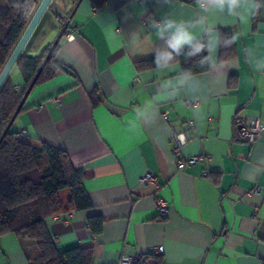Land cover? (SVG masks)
Wrapping results in <instances>:
<instances>
[{
  "label": "crops",
  "instance_id": "obj_1",
  "mask_svg": "<svg viewBox=\"0 0 264 264\" xmlns=\"http://www.w3.org/2000/svg\"><path fill=\"white\" fill-rule=\"evenodd\" d=\"M76 1L52 0L23 55L37 57L52 44L59 19H68ZM169 13L200 14L196 0L171 7L160 0H102L99 9L83 0L55 55L64 70L36 85L15 118L14 131L32 145L65 151L83 174L92 207L49 218L48 231L59 251L90 248L92 264H119L154 250L164 264H264V138L249 144L235 136L241 118L264 125V74L246 61L249 50L264 58V15L246 25L218 24L221 37L230 38L232 58L220 62L218 48L215 71L194 76L206 84L196 98L164 100L157 87L174 79L179 65L161 75L156 68L137 71L135 63L155 57L152 45L163 42L150 22ZM49 20L53 34L46 35ZM9 76L20 91L19 73ZM153 97L156 115L145 124L136 112ZM173 134L184 141V159L205 156L207 164L178 168ZM146 174L157 186L140 183ZM158 199L169 208L164 218ZM92 216L103 220L96 236L87 227ZM0 264L40 263L31 241L7 234L0 237Z\"/></svg>",
  "mask_w": 264,
  "mask_h": 264
},
{
  "label": "trees",
  "instance_id": "obj_2",
  "mask_svg": "<svg viewBox=\"0 0 264 264\" xmlns=\"http://www.w3.org/2000/svg\"><path fill=\"white\" fill-rule=\"evenodd\" d=\"M3 1L5 9L0 10V71L39 4V0ZM88 1L95 9H99L102 0ZM59 23L62 27L63 21L59 19ZM221 38L230 39L226 35ZM50 47L51 44L37 57L22 54L18 58L12 71L16 70L20 75V91L15 88L10 76L1 87L0 137ZM58 48L59 44L34 87L51 80L58 71L64 70L55 61ZM231 58L232 47L229 43L220 49V62ZM198 59L199 57L189 60L181 55L174 64H178L180 69H190L193 76L207 73L209 70L202 69L195 63ZM154 60L155 57L137 62L135 68L137 71L155 69ZM42 161L46 163L44 167ZM82 181V172L72 165L65 151L45 143L40 146L32 145L27 136L11 127L0 143V237L14 234L21 240L31 241L40 264H92L93 254L90 248L59 251L46 223L51 217L92 207ZM102 226L103 220L100 217L92 216L87 219V227L94 236L101 233ZM136 264L164 262L160 255L152 253L139 256Z\"/></svg>",
  "mask_w": 264,
  "mask_h": 264
},
{
  "label": "clouds",
  "instance_id": "obj_3",
  "mask_svg": "<svg viewBox=\"0 0 264 264\" xmlns=\"http://www.w3.org/2000/svg\"><path fill=\"white\" fill-rule=\"evenodd\" d=\"M160 2L171 7L175 0ZM196 4L200 14L190 19L175 18L169 13L159 21L151 20L152 35L163 42L161 46L152 45L151 48L155 52L157 74L174 70V61L181 55L189 60L199 57L195 63L200 68L215 71L218 61L214 52L231 43L228 39H221L217 25H246L264 15V0H196ZM132 38L142 39L139 34H134ZM137 47L140 45L137 44ZM205 52L207 55H202ZM246 61L264 74V58L257 57L254 51L249 50ZM205 87V82L194 78L190 69H180L174 79L162 80L157 87V95L164 100H176L181 94L196 98ZM155 115V97L136 112L137 118L145 124L151 123Z\"/></svg>",
  "mask_w": 264,
  "mask_h": 264
},
{
  "label": "built area",
  "instance_id": "obj_4",
  "mask_svg": "<svg viewBox=\"0 0 264 264\" xmlns=\"http://www.w3.org/2000/svg\"><path fill=\"white\" fill-rule=\"evenodd\" d=\"M148 21V18L146 19ZM60 99L53 98L51 101L56 103ZM238 126L235 129V136L238 140H243L249 144H252L256 142L257 140L264 138V125L260 122V120L256 118H241L238 120ZM172 142H173V148L172 153L175 159V165L182 169L187 166L194 165L197 162H202L204 165L207 164L208 158L205 156L200 157H188L187 159H184L181 155L180 147L184 143V141L181 139L180 135L173 134L172 136ZM208 172L205 170L203 172V177H208ZM140 183L143 186H157V179L151 175L146 174L144 175ZM260 188L255 189V193H259ZM156 209L158 212V216L160 218H164L168 212L169 208L167 206V203L164 200L158 199L156 201ZM52 220H57V216L52 217ZM160 250H154V254H159ZM139 259V256H128L121 259L119 264H136Z\"/></svg>",
  "mask_w": 264,
  "mask_h": 264
},
{
  "label": "water",
  "instance_id": "obj_5",
  "mask_svg": "<svg viewBox=\"0 0 264 264\" xmlns=\"http://www.w3.org/2000/svg\"><path fill=\"white\" fill-rule=\"evenodd\" d=\"M83 0H77V2L75 3L71 13L69 14L68 19L63 23L59 34L57 35L56 39L54 40V42L51 44V47L48 51V53L46 54L39 70L37 71L34 79L32 80L30 86L28 87V89L26 90V92L24 93L19 105L17 106L14 114L12 115L8 125L6 126V128L4 129L1 137H0V143L2 142L3 138L5 137L6 133L8 132V130L12 127L13 122L15 120V118L17 117V115L19 114L20 110L22 109L25 100L27 99L29 93L31 92L32 88L34 87L37 79L39 78L43 68L45 67L47 61L49 60V58L52 56L55 48L57 47V45L59 44L60 40L62 39V37L65 35V33L68 31L69 29V24L71 19L73 18V15L75 14L76 10L78 9L79 5L81 4ZM52 3V0H40L35 12L33 13L30 21L28 22L26 28L24 29L22 35L20 36L18 42L16 43L13 51L11 52L9 58L7 59L6 63L4 64L3 68L0 71V89L3 86V84L5 83V81L7 80L10 72L12 71L16 61L18 60V58L23 54L25 47L27 46L28 42L30 41L32 35L34 34V32L36 31V29L38 28V26L40 25L41 19L44 15V13L46 12V10L50 7Z\"/></svg>",
  "mask_w": 264,
  "mask_h": 264
},
{
  "label": "rangeland",
  "instance_id": "obj_6",
  "mask_svg": "<svg viewBox=\"0 0 264 264\" xmlns=\"http://www.w3.org/2000/svg\"><path fill=\"white\" fill-rule=\"evenodd\" d=\"M1 9H3V8H0V10ZM46 20V19H45ZM45 22V29H46V32H45V34L46 35H48L53 29H52V26H53V22H52V20H49V22L48 21H44ZM43 28L41 27V31H43L42 30ZM52 33V32H51ZM53 34V33H52ZM57 35L58 34H56L55 36H53V38H52V43L54 42V40L56 39V37H57ZM46 165V163H45V161H42V166L44 167Z\"/></svg>",
  "mask_w": 264,
  "mask_h": 264
}]
</instances>
